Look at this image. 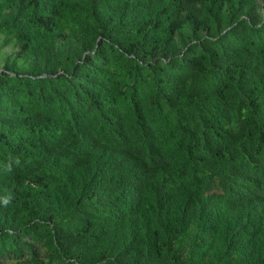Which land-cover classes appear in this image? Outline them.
Returning a JSON list of instances; mask_svg holds the SVG:
<instances>
[{
  "label": "trees",
  "instance_id": "16d2710c",
  "mask_svg": "<svg viewBox=\"0 0 264 264\" xmlns=\"http://www.w3.org/2000/svg\"><path fill=\"white\" fill-rule=\"evenodd\" d=\"M10 44L0 264H264V0H0Z\"/></svg>",
  "mask_w": 264,
  "mask_h": 264
},
{
  "label": "rangeland",
  "instance_id": "374dc122",
  "mask_svg": "<svg viewBox=\"0 0 264 264\" xmlns=\"http://www.w3.org/2000/svg\"><path fill=\"white\" fill-rule=\"evenodd\" d=\"M15 48H16L15 44H10V45L6 46V47L3 49V51H2V53H1V55H0V69H1V67L3 66V64H4L5 57H6L8 54H10Z\"/></svg>",
  "mask_w": 264,
  "mask_h": 264
},
{
  "label": "clouds",
  "instance_id": "9594fccd",
  "mask_svg": "<svg viewBox=\"0 0 264 264\" xmlns=\"http://www.w3.org/2000/svg\"><path fill=\"white\" fill-rule=\"evenodd\" d=\"M5 203H7V201H5Z\"/></svg>",
  "mask_w": 264,
  "mask_h": 264
}]
</instances>
